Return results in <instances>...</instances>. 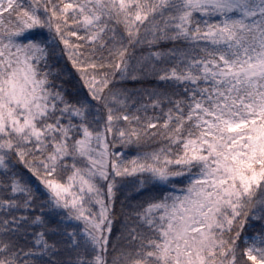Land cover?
I'll use <instances>...</instances> for the list:
<instances>
[{
  "label": "snow or ice",
  "instance_id": "1",
  "mask_svg": "<svg viewBox=\"0 0 264 264\" xmlns=\"http://www.w3.org/2000/svg\"><path fill=\"white\" fill-rule=\"evenodd\" d=\"M0 264H264V0H0Z\"/></svg>",
  "mask_w": 264,
  "mask_h": 264
}]
</instances>
